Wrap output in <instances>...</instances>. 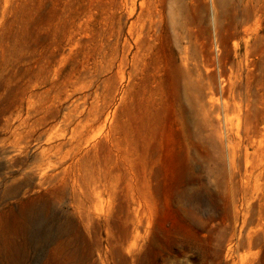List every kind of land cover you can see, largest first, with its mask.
Returning <instances> with one entry per match:
<instances>
[{"label":"rangeland","instance_id":"374dc122","mask_svg":"<svg viewBox=\"0 0 264 264\" xmlns=\"http://www.w3.org/2000/svg\"><path fill=\"white\" fill-rule=\"evenodd\" d=\"M131 1L0 0V264H264V0Z\"/></svg>","mask_w":264,"mask_h":264},{"label":"bare ground","instance_id":"6f19581e","mask_svg":"<svg viewBox=\"0 0 264 264\" xmlns=\"http://www.w3.org/2000/svg\"><path fill=\"white\" fill-rule=\"evenodd\" d=\"M126 1V4L128 5V0H125ZM131 3H132V1L131 0H129ZM130 4V3H129ZM129 7V6H128ZM132 7H129V9H131ZM127 10H128V8H126ZM129 12V11H128ZM132 12H133V9H132ZM130 13V12H129Z\"/></svg>","mask_w":264,"mask_h":264}]
</instances>
